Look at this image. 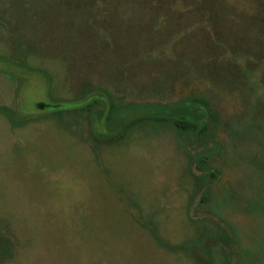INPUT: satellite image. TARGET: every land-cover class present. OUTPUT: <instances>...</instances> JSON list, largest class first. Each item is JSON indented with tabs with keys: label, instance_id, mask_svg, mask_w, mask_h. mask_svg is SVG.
<instances>
[{
	"label": "rangeland",
	"instance_id": "1",
	"mask_svg": "<svg viewBox=\"0 0 264 264\" xmlns=\"http://www.w3.org/2000/svg\"><path fill=\"white\" fill-rule=\"evenodd\" d=\"M0 264H264V0H0Z\"/></svg>",
	"mask_w": 264,
	"mask_h": 264
},
{
	"label": "trees",
	"instance_id": "2",
	"mask_svg": "<svg viewBox=\"0 0 264 264\" xmlns=\"http://www.w3.org/2000/svg\"><path fill=\"white\" fill-rule=\"evenodd\" d=\"M200 104L206 106L203 101H200ZM97 105H99V103L90 104L86 108L87 110H89L91 114H93L94 119L96 121L101 122L105 118L106 112L104 110L97 109ZM158 115H160L159 111L153 110L144 113L142 117L138 116L136 112H130L124 117H119L115 122L116 128L112 130V133H110V135L106 136L105 141L117 142L123 137V133L121 131L126 130L130 126V124L136 123L141 119H144L143 117H147V116L155 117L157 120H160L157 117ZM176 127L180 131H189V130L198 129V125L190 121L176 122ZM203 128H204L203 130H206V127Z\"/></svg>",
	"mask_w": 264,
	"mask_h": 264
}]
</instances>
